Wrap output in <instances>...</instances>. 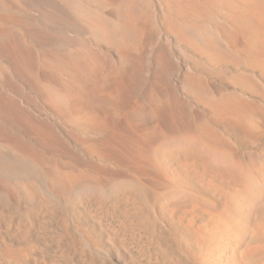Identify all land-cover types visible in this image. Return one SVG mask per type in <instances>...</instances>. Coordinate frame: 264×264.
Here are the masks:
<instances>
[{
  "label": "bare ground",
  "instance_id": "obj_1",
  "mask_svg": "<svg viewBox=\"0 0 264 264\" xmlns=\"http://www.w3.org/2000/svg\"><path fill=\"white\" fill-rule=\"evenodd\" d=\"M146 7L164 15L159 24ZM162 24L214 79L164 58ZM218 63L247 66L250 75L234 79L260 98L219 96V74L208 70ZM231 137L254 145L260 162L234 161ZM263 165L264 0H0V233L17 244L43 239L57 222L65 244L93 257L71 232L73 211L118 247L164 235L156 215L194 239L182 210L201 193L241 223L243 238L264 241V182L254 174ZM20 168L32 179L7 182ZM41 184L58 201L41 197ZM3 256L41 257L29 248Z\"/></svg>",
  "mask_w": 264,
  "mask_h": 264
},
{
  "label": "rangeland",
  "instance_id": "obj_2",
  "mask_svg": "<svg viewBox=\"0 0 264 264\" xmlns=\"http://www.w3.org/2000/svg\"><path fill=\"white\" fill-rule=\"evenodd\" d=\"M137 1L142 4V6H145L146 2H149L150 0ZM146 9V11H149L147 7ZM150 10L151 11L149 12L151 13V15L153 14L156 22L159 24V19H161V16L163 18L164 15L159 14V12L154 8ZM158 27L161 28V26ZM162 53L164 55V58L172 57L173 61L178 63L181 62V65H183L184 68L183 72H188V69L190 68L189 71H191L188 73L192 72L193 74L203 76L205 79H214L207 76L208 74L212 75L213 73H208L206 72V70L204 71L205 73L200 71V68L198 69L199 66H196V64L192 62L190 56L184 50L180 49L177 45L172 43L168 31L163 24ZM187 59L189 62H187ZM211 66L212 67L210 68L208 67V70L210 71L212 69L211 71L216 72V75L219 74V76L216 77L218 79L214 81V86L217 87H215V89L217 92H219V96H225L231 94V92H237L242 95L248 102H255L260 98L261 95L257 90L237 83L234 79L236 76H249L250 74L247 66L243 65L241 68H229L224 63L213 64ZM253 78L258 84H261H259L260 86L263 87L262 83L257 78ZM175 80L176 78H173L174 83ZM163 103L164 99L162 98V106ZM86 136H89V134H86ZM229 142L231 143L234 150V161H237L240 164L246 163L251 159L255 162H260L257 155V148L254 145L242 142L240 139L235 137H231L229 139ZM101 165L107 168H111V171L116 169L115 166L106 162H101ZM167 170L168 177L170 176V179H175L177 173L171 170V168H167ZM254 171V174L264 182V165L262 167H255ZM31 177L32 175L30 174L29 170L20 168L10 174L9 177L6 178V180L7 182L13 184L15 180L18 179V181H20L21 183L26 184L32 179ZM41 185V190L39 188V191L42 192H39L41 193V197L49 198L53 201H58V198L56 196L49 194L44 185ZM188 188L191 189V187ZM223 192L231 198L236 194V189L227 188L224 189ZM199 197L202 200V203L191 202L193 204L182 210L185 222L184 224L191 227L192 233L194 234V239H191L188 235H186V233H179L176 229H170L169 227H166V223L164 222L165 219L163 220L162 217L156 215L155 218L157 219V221L165 227L164 235L162 233L153 235L150 234V236H153V239H147L146 237H143V234H139L142 238H146V240H143L140 243L141 245L139 244L138 246L131 245L128 247H118L119 245H114V243L109 240L110 236L108 235V233L106 235V233L103 232L102 229L95 227L92 223L91 224L93 226L86 222L87 217L80 211H73L69 214V216L66 215V217L72 222L70 224L71 232L75 236L82 237L83 240L85 238V240L90 243L89 245H91L92 247L93 254L95 253L93 257L82 258L80 256V249H78L76 246L65 244V242L63 241L64 237L62 233L59 231L57 225H55L57 222H54L52 223L53 225H50V227L46 230V233L42 237L43 239H31L30 237V242L28 241V245L26 247L17 244V242L15 241L16 238L12 236L9 237L4 233V230H2L0 233L2 241V245L0 247V264H5V258L3 256L4 250L7 249L13 252H18L28 248L31 249L32 252L37 251L41 255V257L36 256V260L33 264H102V261L104 260L107 261V264H264L263 239H245L246 237L243 238L245 236V230L238 220L227 216L221 206H219L217 202L208 194L201 193ZM80 214H82L83 217ZM110 214L112 213L110 212L109 215ZM110 217L111 216H109L108 218L111 219ZM258 218L259 223H264V207L261 210ZM35 219L36 222H40V219H38L37 217ZM77 223H82V232L75 229ZM35 226L33 227V229L35 228ZM175 226L176 223L175 221H173L172 228H176ZM258 253L260 255H258ZM53 254L56 258L53 256ZM77 258H80V260ZM57 260L59 262H57Z\"/></svg>",
  "mask_w": 264,
  "mask_h": 264
}]
</instances>
